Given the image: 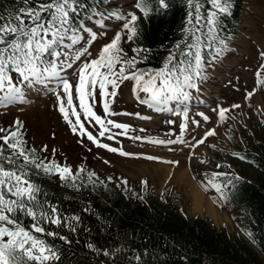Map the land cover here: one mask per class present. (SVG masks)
<instances>
[{"label":"snow or ice","instance_id":"snow-or-ice-1","mask_svg":"<svg viewBox=\"0 0 264 264\" xmlns=\"http://www.w3.org/2000/svg\"><path fill=\"white\" fill-rule=\"evenodd\" d=\"M15 3L20 6L10 4L4 7L0 0V106L27 100L33 91H51L56 97L54 106L58 107L71 132L79 133L81 144L86 134L90 142L125 156L145 154L126 152L99 137L109 135L115 140L111 126L125 130L123 134L128 135L131 125L97 114L90 101L98 104L102 100L103 112H110L111 97L117 93L118 81L125 78L134 81L135 88L143 87L146 94L143 102L150 106L176 98L187 99L192 94L189 90L197 89L208 78L209 62L216 60L227 46L221 40L206 58L202 53L206 45L201 28L206 24L208 39L212 40L220 14L230 10L229 0H210L212 7L208 8L206 16L202 15L200 0H185V23L179 29L181 38L171 43L159 67L145 64L143 68L137 64L146 62L153 48L143 42L144 24L141 21L148 22L151 14L167 11L171 0H132L133 6L127 10L115 0H15ZM113 28L118 30L107 38V29ZM105 38L106 42H102ZM125 41L130 45L131 56L122 46ZM97 42L101 43L93 55L92 45ZM157 47L164 48L165 45ZM259 55L264 57V51ZM261 69H264V62L256 70V83L264 86ZM256 91V87L246 90V97ZM74 99H78V104ZM229 107H239V104ZM226 113L227 108L219 107L221 121ZM134 115L140 116L141 113ZM199 115L205 121L211 120L204 112ZM82 116L94 118V121L83 120ZM187 120L188 111L185 109L181 130L188 127ZM86 123L99 126V137L86 127ZM22 128L23 121L19 117L7 128L0 127V132L5 133L0 135V264H59L60 249L46 237L70 242L69 235L63 234V230L67 228L69 232H75L80 216L63 212L59 201L49 197L43 180L59 174L62 184L79 189V174L84 165L73 171L72 165L61 164L55 159L54 146L51 159L41 158L35 146L26 147ZM214 133L215 128H208L194 140L192 147L206 142L205 138ZM141 139L153 138L143 136ZM157 143L166 141L157 140ZM47 147L42 145L41 151ZM233 155L246 158L241 152ZM152 158L161 159L159 156ZM200 159L205 160L203 156ZM96 175L89 171L84 182L95 183L92 177ZM211 175L239 178L234 173L213 171ZM113 179L107 177L109 181ZM116 183L127 188V177H121ZM141 183L146 184L147 180L142 179ZM210 186L216 189L219 197H225L224 184L219 181L204 184L205 188ZM86 247L97 253L103 252L105 256L115 254L109 248L98 249L91 242ZM144 251L147 253L146 249ZM134 259L139 261L140 254L136 253Z\"/></svg>","mask_w":264,"mask_h":264},{"label":"trees","instance_id":"trees-1","mask_svg":"<svg viewBox=\"0 0 264 264\" xmlns=\"http://www.w3.org/2000/svg\"><path fill=\"white\" fill-rule=\"evenodd\" d=\"M245 1L229 0L230 10L220 14L212 40L208 39L206 24L201 28L206 45L202 53L206 58L221 40L226 45L230 42L240 22ZM200 3L202 15L206 16L208 8L212 7L210 0H200ZM10 4L20 6L15 0H2V6ZM185 15V0H171L167 11L151 14L148 22L141 21L144 24L143 42L151 46L153 52L146 62H138L137 67L143 68L145 64L160 66L171 43L181 38L179 29L185 23ZM160 44L165 47L158 48ZM122 46L131 56L129 43L122 42ZM212 62H209L207 72ZM140 89L144 90L143 87ZM261 90L264 93L262 85ZM254 112L251 133L243 135L240 143L234 139L230 115L225 119L228 144L240 148L239 152L246 158L233 155L234 151L229 153L212 147L215 160H201L206 168L205 178L211 183L219 181L225 185V197H219L214 188L213 201L231 216L236 229L234 234L223 227L217 228L211 219L185 213L175 189L165 187L156 192L151 185H136L127 178V188L106 182L99 193L93 183L84 182L88 178V171L84 168L79 174V189L62 184L59 174L43 180L49 197L59 201L63 212H74L80 216L75 232H69L67 228L63 230V234L69 235L70 242L46 237L60 249L59 264H264V115L257 108ZM31 146L26 144V147ZM37 155L52 158L51 154L43 156L38 151ZM237 160L250 164L251 170L242 168ZM231 162L235 169L229 168ZM213 171L238 174L239 178L213 177ZM133 192L137 194L133 195ZM86 208L91 210L85 211ZM89 242L98 249L109 248L115 254L105 256L103 252L87 249ZM136 253L140 254L139 261L134 259Z\"/></svg>","mask_w":264,"mask_h":264},{"label":"rangeland","instance_id":"rangeland-1","mask_svg":"<svg viewBox=\"0 0 264 264\" xmlns=\"http://www.w3.org/2000/svg\"><path fill=\"white\" fill-rule=\"evenodd\" d=\"M241 14L242 22L233 40L231 51L218 62L209 74L210 76L200 83V86L194 89L191 96L186 99L192 100L194 107L187 109L188 127L183 130L180 124L184 122L185 109L170 113L162 112L161 109L175 101L174 99L152 106L143 103L145 94L140 95L134 87L135 82L129 80L118 85L117 93L111 97L110 112H103L102 100L98 104L90 101L97 114L107 119L128 123L131 127L127 130L128 135H124L125 130L111 126V133L116 136L115 140L109 135L99 137L98 125L93 127L86 123L89 130L105 143H110L114 147H122L126 152L144 153L145 155L125 156L123 153L104 149L90 142L86 134L82 137L84 143L81 144L79 133L71 132L67 122L62 119L58 107L54 106L56 97L51 91H33L28 94L27 100H18L0 106V127L6 128L13 123L16 117H19L23 121L21 132L26 138L27 145L35 146L38 153L43 156L52 155L51 150L54 146L56 159L72 165L73 171L81 164L84 165L85 171H94L97 175L92 177V181L96 182L91 183L99 193L103 191L106 182L115 185L121 177H127L136 185H151L156 192H160L164 187L175 189L180 194V204L185 213L211 219L217 228L223 227L229 233L234 234L236 229L232 225L230 215L225 210H220L213 204L214 209L217 210L215 211L217 219L196 211L191 204L192 197L189 192L190 185L193 183L194 186L198 185L206 196L211 197V189L204 187L207 183L202 179V174L206 172V168L200 163V157L214 159L211 153L213 144L224 152L237 151L236 148L228 145L226 121L219 119V107L224 106L227 108L226 115H231L234 137L238 142L239 136L251 131L250 124L255 119V107L260 109L264 115V93L261 90V84L256 83V70L264 59L259 55L261 51H264V0H248ZM106 23H111V21H106ZM98 30L103 31L104 29ZM116 30L118 28L107 29V38H110ZM107 38L102 42H106ZM100 43L92 45L93 55L97 53ZM222 69L224 72L221 73ZM260 71L262 75L264 69ZM219 75L220 78H218ZM226 78L228 80L225 83ZM130 84L133 87L130 88ZM209 85L214 86L212 91L208 92L211 98H204L205 90H208ZM253 87H256L257 91L251 97H246V90L250 91ZM195 101L198 105L193 104ZM74 103L78 104V99H74ZM233 104H239V107H229ZM136 112H140L141 115H134ZM200 112L210 116L211 120L205 121L199 115ZM82 119L94 121V118L83 116ZM197 120L200 121L199 124L195 123ZM208 128H215V133L206 137V142L192 147L194 140L201 137ZM143 136H150L153 139L143 140L141 139ZM178 136L180 139H177ZM157 140L166 141V143H157ZM45 144L48 146L47 149L41 151V146ZM155 156L161 159H153L152 157ZM173 161L178 163H173ZM239 164L242 168L251 170L244 161ZM163 166L187 170L190 179L188 178V182L185 183L184 181L183 183L178 182L176 179L167 180L163 176L164 171H160ZM229 166L232 168L233 165ZM108 176L114 179L109 181ZM248 176L252 178L251 174ZM142 179H146L147 183H141Z\"/></svg>","mask_w":264,"mask_h":264},{"label":"bare ground","instance_id":"bare-ground-1","mask_svg":"<svg viewBox=\"0 0 264 264\" xmlns=\"http://www.w3.org/2000/svg\"><path fill=\"white\" fill-rule=\"evenodd\" d=\"M222 70L220 71L221 73H222ZM219 77H220V75H219ZM209 86H213V85H209ZM209 88L210 89L207 90V93L212 91V87H209ZM208 94H209V96L211 95L210 93H208ZM182 107H186V106H182ZM182 107H180V108H182ZM160 171H164L163 176L167 180L176 179V181H178V182H182V181H184V183L188 182L189 176H188L187 170L177 169L176 167L163 166V169ZM189 193H191V197H192V203L191 204L193 205V209H195L196 211H199V212H203L206 215L213 217L214 219L218 218V216L215 212L217 210H215L213 204H211L210 197L206 196V194L203 193V191H201L200 188H198V185L194 186L192 183L190 185V192Z\"/></svg>","mask_w":264,"mask_h":264}]
</instances>
